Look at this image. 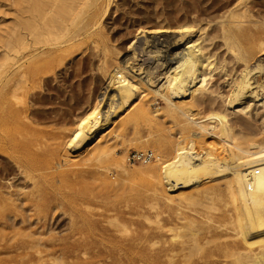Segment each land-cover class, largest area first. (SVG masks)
Returning <instances> with one entry per match:
<instances>
[{"label":"rangeland","instance_id":"rangeland-1","mask_svg":"<svg viewBox=\"0 0 264 264\" xmlns=\"http://www.w3.org/2000/svg\"><path fill=\"white\" fill-rule=\"evenodd\" d=\"M2 1L0 0V4ZM98 1L100 2L97 4L98 7L101 5L100 13L103 11L105 5H110L106 15L100 20L101 25L99 24L95 29V31L98 29L96 31V38L98 40L96 49L91 48L93 47V43L89 42L90 40L88 39L80 41L81 45L79 42V45L76 44L77 42L73 43L74 45L62 44L63 53L58 51L57 54L56 52L52 53L48 58L42 57L46 58L43 59V63L46 64H48L49 59L52 57V59L55 57L54 64H56L59 57H62V61L64 62L50 73L51 77L48 80L41 82L42 87L35 90L36 95L32 96L30 94L27 97L26 101L30 104V109L27 113L23 109L16 108L13 110L10 108L11 105L10 107L9 104L5 106L0 101V143H2V149H0V197L3 198V202H0V209L1 211L4 210L3 212L5 213V218L0 223V251L4 252H0V264H24V262H28L27 260L30 261L28 262L29 264H132L131 258L138 259L141 257L149 261L148 264H156L158 261V264H169L164 258L154 259L156 262L151 261V254L153 252H155L153 256L157 255V252L162 254L161 249L164 248V245L167 247L168 243L178 244L183 239L191 240L188 237L192 236L191 231L178 228L186 222L179 219L176 210H171L169 206H166V204L174 205L176 203L164 195L162 191L163 185L159 179H154V177L147 178L148 176L145 177L135 173L131 175L135 176L136 181L130 175L123 177V174L121 175L113 167L111 160L95 157L98 151H100L98 150L99 148L95 147L96 144L111 146L116 150L117 154L127 158L130 168L144 167L148 162H155L159 155L165 164L162 171L163 177L175 173L179 163L189 162L187 155L190 156L192 152H195L192 137L179 134L180 127L174 123L172 117L166 111V104L161 97L153 93L148 96L150 108L157 110L155 121L150 125L142 123L138 125L140 127L133 128L131 124L122 126L121 123L104 122V128L106 129L102 131L100 130V123L86 120L83 123L84 125H82V131L79 132L77 129L82 124L80 120L87 117L85 114L86 109H88L90 104L94 103L95 99L103 96L104 103L106 102L104 104L105 109L107 108L109 102V99H107L108 91L109 93L111 92L110 87L107 86L109 74L115 65V61L119 60L120 57L119 61L121 62L126 58H130V62L134 66L128 63V70L137 71L135 74L145 79H147L150 73L154 84L156 82V84H160L164 75L163 73L171 64L173 66L177 63V60L181 56L178 54L183 52L182 49L187 42L192 38L196 39L200 37L199 40H203L204 38L205 51L208 50L207 52L214 53L211 59L217 65H219L222 58L225 56L227 58L225 57L226 64H224L223 70L219 68L211 72V75H206L209 82L207 88L210 89L207 90L209 92H204V98L199 99L198 109L201 116L206 118L209 115V111L213 109L212 107L221 106L223 108L224 103H227L229 98L226 95L230 94L235 80L239 78L241 71L245 69V71L248 70V73H250L251 88L257 90L258 95L253 96V99L252 96H249L250 92L247 90L248 92H245V96L241 97V101L239 100L240 103L237 101L234 104V111L228 108L227 112L230 110L228 112L229 120L236 134L238 133V138H241V136L254 137L253 139L261 141L264 137V53L257 54L246 66L244 62L241 63L242 61L236 63L229 57L230 53L225 50L226 46L216 36L212 26L208 27L209 29L200 31L196 29L192 33L193 35L190 34L183 40H178L179 34L175 32V27L182 23L186 17L189 19L188 12L192 5L195 3L198 5L199 3L201 7L206 4L207 0ZM217 1L229 4L231 7L240 2L239 0ZM251 4L256 9L261 10L263 15H260V17L264 16V0H252ZM2 9L4 10L6 7H1L0 11ZM5 12L7 13H5L4 19L9 23L12 22L15 14L13 9L6 10ZM255 15V17L250 18L252 21H257V26H252V31L264 34V22L260 21V17L257 14ZM162 25L164 27L168 26L170 31L157 32L156 28H163L161 27ZM143 28H145L144 31H142ZM148 31L150 32L148 33ZM64 47L67 48L66 51L68 53L65 52ZM105 47L110 49L108 51L110 58L108 57V62L103 63V65L102 62H104L105 58L103 50ZM98 51H100V54ZM134 53L136 59L133 58ZM219 56L220 58H218ZM257 63L260 66L257 67ZM247 66L248 68L246 69ZM208 71L206 70V72ZM259 82L262 84L260 87L258 86ZM221 95H224L222 96L223 98ZM209 98L214 101L216 99L215 104H211L208 100ZM137 103H139V100L133 99L131 103L122 107L119 110L122 112L118 111L114 115L115 121L120 122L123 119L121 117L133 114L134 109L132 108H135ZM247 103H250V106L246 110L235 111ZM127 108H130V110ZM105 109L103 108L102 110ZM22 110L23 114H21ZM127 110L132 111L131 114ZM22 117L25 119H22ZM27 117H29V120ZM150 133L151 135H149ZM139 136H142L140 137L142 141L136 139ZM150 136H152V139ZM158 137H160V142L155 141V138ZM9 138H13L12 141H9ZM144 138L148 139L144 140ZM5 142L6 144L3 146ZM165 145L167 146L165 147ZM199 149L203 152L206 149V144H201ZM136 150H151L154 152L155 158L150 159L147 163L146 161L130 162L129 155ZM183 156L186 157L184 158ZM191 157L192 160H195L198 157L197 152L193 153ZM101 180H103V184ZM104 180H108L111 185L105 186ZM123 180L127 182H123ZM137 183L138 185H135ZM207 183L208 180L204 179L198 182L199 185H194L195 187L187 185L179 190L198 195L203 193L201 190L204 184ZM135 187H138V189H134ZM203 200L207 201L205 197H203ZM191 205L188 204L187 207L189 208L186 206L182 208V212L189 217H194L199 223L205 224L209 221L206 219H210L209 222L212 224L223 219V216H221L223 215L221 205L219 206V208L221 207L220 209H216L218 212L210 204V207L206 204ZM218 217L221 218L219 219ZM109 218L111 220L110 227L108 223L110 221ZM125 220L127 221L124 222ZM170 223L171 225L169 226ZM125 227L129 233L126 231V234L122 235ZM168 227L171 231L167 229ZM200 232L203 236L200 233H198L199 235L195 234V236L204 244L203 252L200 253L194 250L193 253L195 254L192 258L204 256V254H207L214 247L215 242L213 239L205 236L209 235L206 228H203ZM147 234L149 237H147ZM172 235L176 236L173 237ZM166 236H170L171 240ZM14 237H17L15 240L18 243L24 242V245L18 247L19 249L15 246L17 242H12L14 241ZM29 238L36 242L31 241ZM126 238L129 240L126 241ZM172 238L173 240H178L173 241ZM207 238L211 239L213 243L209 242L208 244L204 242L205 240L207 241ZM3 240L6 245L3 244ZM105 240L108 241L109 245L105 244ZM138 241L137 245L136 242ZM124 245L127 246L124 247ZM156 245L157 249H154ZM108 246L111 247L114 253H112ZM84 247L89 250L87 256L83 254ZM99 248L102 250H98ZM35 249L42 252L38 253ZM63 250L67 252L65 253ZM156 250L158 251L156 252ZM31 251L33 253H30ZM133 251L135 252L134 254H132ZM101 252L103 256H101ZM67 253H70L69 255L72 258ZM13 255L17 257L16 260ZM25 256L29 258L26 259ZM40 256L42 257L40 258ZM83 258H86L87 262L84 260L83 263Z\"/></svg>","mask_w":264,"mask_h":264},{"label":"bare ground","instance_id":"bare-ground-1","mask_svg":"<svg viewBox=\"0 0 264 264\" xmlns=\"http://www.w3.org/2000/svg\"><path fill=\"white\" fill-rule=\"evenodd\" d=\"M239 1L240 2L238 4H236L235 6L233 5L232 7L229 4L218 2L217 0H207L205 2L206 4H204L201 7H200L201 4L198 3L197 5L195 3L194 5H192L191 8L189 7L190 8L189 12L187 11L189 19H187V17L185 16L186 19L180 24L177 23L178 25L177 27H175L176 29L175 32L179 34L178 40H183L185 37H188V35L190 34L193 35L192 33L196 29L200 31L212 26L213 31L216 33V36L219 37L223 41L222 44L226 46L225 50L230 53L229 57L232 58L231 60L235 61L236 63L238 61L239 62L242 61L241 63L244 62L246 66L248 62L251 59H253L257 54L264 53V34L261 33L258 34L252 31V26L256 27L257 21L250 20V18L256 16L255 14H257L259 17L260 15L263 14L261 13V10L256 9L255 6L251 4L252 0H239ZM98 2H99L98 0H3L1 2L0 8L6 7V9L4 10L2 9L0 11V14L2 12V14L0 15L1 17L0 19V85H1L0 101H2L5 106L9 104V107L11 105L10 107L11 109L13 110L16 108L23 109L24 112L26 111L27 113V111L30 109V104H28L26 101L27 97L30 94L32 96L36 95L35 90L42 87L41 82L48 80V78L51 77L50 73L54 71V69L57 66H60L62 62H64L62 61V57H59L56 64H54L55 57L54 59H52L53 57L49 59L50 61H48V64L43 63V59L48 58L52 53L56 52L57 54L58 51H61L60 53H63L64 50L62 49V44L74 45L73 43L75 42H77L76 44H78V42L80 44V41L83 40L85 41L89 39L90 40L89 42L93 43V47L91 48L96 49L98 44V40L96 38L97 37L96 31L98 29L96 31L95 29L100 24L101 22L100 20L103 18V16L106 15V12L110 5V4L105 5V7H103V11H101L100 13L99 10L101 5L98 7L97 5ZM10 9H13V12L15 14L13 21L9 23L4 19V15L5 13H7L5 11ZM260 21L264 22V16L260 17ZM161 27L163 28L160 27L156 28L157 32L161 33L165 31H170V28L168 26L164 27L162 25ZM99 28L101 29V27ZM144 29L145 28H143L142 31H144ZM149 32L150 31H148V33ZM199 38L196 39L192 38L187 42V44L182 49L183 52H180V54H178L181 56L177 60V63L173 66H171L172 65L171 64L170 67L167 70H165L164 73L162 72L164 75L161 79L160 84L159 83L156 84L157 82L154 84V80L152 79L150 73L147 79H145L144 77H139V75L137 76L135 74L137 71L134 72L132 70L133 71L132 72L128 70L127 69L128 63L131 64L130 58L124 59L123 62L119 61L121 57L119 58V60L116 61L113 60L115 61V65L110 71L109 82L107 85L108 87H110L111 92L109 93V91L106 90L108 91L107 99H109L107 108L105 109L104 104H106V102L104 103L103 96L101 98L95 99L94 103L90 104L88 109H86L85 114L87 115V117L82 118L80 120L82 124H80L77 129L79 132H81L82 125H84L83 123L86 120H91L93 123L96 122L100 123L101 125L100 130L102 131L106 129L104 128V122L106 123L116 122V124L121 123L122 126L131 124L133 128L134 127L136 128L139 124L142 123H146L150 125L155 121L157 110H152L150 108L148 103V96H150V94L153 93L156 96L161 97L166 104V111L170 114L174 123L180 127L179 134L191 136L195 148V152H192L190 156L187 155V159H189V162L179 163L175 173L168 174L165 177H163L162 171L165 167V164L162 161L163 159L159 155L157 156L155 162L147 163L146 161L147 164L146 166L144 165V167L141 166L137 168L136 167L130 168L127 162V158L123 155L117 154L116 150H114L111 146H101L100 144L95 145V147L99 148L98 150H100L98 151V154H96L95 157H98V159L108 158L109 160H111L113 167L116 170H118L121 173V175L123 174V177L128 175L133 177L131 174L135 173L145 177L148 176L147 178L154 177V179L155 178L159 179V181L163 185L162 191L164 195H166V197L169 200H172L176 203L174 205L166 204V206H169L171 210L174 211L176 210V214L178 215L179 219L186 222L178 228L179 229L183 228L192 232V236L191 237L188 236L191 240H184L182 238L183 240L180 241L178 244L168 243V246L166 245L167 247H165L164 245V248L161 249V252H163L162 254L157 252L159 249L156 250L157 255H154L155 257L153 256V253L155 254V252H153L151 254L152 255L151 261H154V259L164 258V260L168 261L169 264H264V137L262 138L261 141H257L256 139H253L254 137L249 138V137L241 136V138L240 137L238 138L237 137L238 133L236 134L233 125L229 120L228 112L230 110L227 112L228 108L234 111L235 109L234 104L240 99H242L241 97H243L245 92L249 91L250 92L249 96L253 97L258 95L257 90L251 88V81H250L251 77L249 76L250 73H248V70L245 71L244 69L243 71H241L239 78L235 80L234 87L233 89L231 88L232 90L230 91V94L226 95L229 98L228 101L226 100L227 103H224L225 105H223V108L221 106L212 107L213 109L209 111V115L206 118H203L201 116V113L199 112L198 106H199V99L204 98V92L210 89L207 88L209 82L206 75L207 74L211 75V72L219 68H222L223 70L225 66L224 64H226L227 57L226 56H225L226 58L221 57L222 60L221 62H219V65H217V63H215L214 60L211 59V57L213 58L214 53L211 54L210 52H207L208 50L205 51L206 45L204 46L203 44V40L205 39L203 38V40H199ZM64 48H65V52L68 53V51H66L67 48L66 47ZM108 51H110V49H108V47L107 48L105 47L103 50L105 56L102 55L105 58L102 64L108 62L107 61L109 57ZM98 52L100 54V51ZM42 57H46V58H42ZM135 57L136 55L134 53L133 58ZM218 58H220V56ZM248 66L246 67V69L248 68ZM258 66H260V64L257 63V67ZM206 70L209 71L206 72ZM258 86L260 87L262 86V84H260L259 82ZM222 96L224 95H221V97ZM133 99L139 100V103H137L136 107L132 108L134 109L133 114H131L132 111H128L130 110L131 107L127 108L128 109L127 111L130 112L131 115L128 116L125 115V117H121L123 119L120 122L115 121L116 119L113 118L114 115L117 114V112L122 107L131 103ZM208 100L210 101L211 104H215L216 99L215 101L210 98ZM249 106L250 103H247L245 106L239 109L237 108L235 111L237 112L238 110L244 111ZM103 108L105 110H102ZM23 110L21 114H23ZM23 118L24 117H22V119ZM27 118L29 120V117ZM149 135H151V133ZM140 137L142 136H139L136 139L142 141ZM151 137L152 136H150V138ZM159 138L160 137L155 138V141L158 142ZM12 139L13 138H9V141H12ZM146 139L148 138H144V140ZM5 144L6 142L3 144V146ZM201 144L202 145L206 144V149L203 151L204 154L203 152H201L202 150L199 149ZM166 146L167 145H165V147ZM0 149H2V143H0ZM196 152L198 157L195 160H192L191 156L193 155V153ZM204 179L208 180V183L204 184L201 190L203 191L204 194L202 193V194L194 195L193 193L183 192V190L182 191L179 190L180 188H183L187 185L194 186L198 184L199 181ZM141 180L143 181L142 178ZM102 181L103 180H101V183ZM123 182H127V181L123 180ZM104 183L105 186L111 185L108 180H104ZM135 185H138V183ZM138 187L137 188L135 187L134 189H138ZM203 197L207 199L206 202L204 201L205 199L203 200ZM1 201L3 202L2 197H0V202ZM188 204H192V205L206 204L208 207H210L209 206L210 204L212 207L215 208V209L213 208L214 210L220 209L221 207L219 208V206L221 205L222 206L221 210H223V215L221 216H223L222 217L223 219H221V221H217L212 224H210L209 222L210 219H206L209 221L206 222L205 224L199 223V221L194 217H189L186 214H184V212H182V208H185V206L187 207ZM209 210H211V208H209ZM3 211H1L0 209V223H2L1 220L5 218V213ZM218 218L220 219L221 217ZM126 221L127 220H125L124 222ZM110 222L111 220L108 222L109 227H110ZM166 224L168 225L167 222ZM166 224H162V225H166ZM172 224L174 225V223ZM170 225L171 223L169 224V226ZM203 228H206L207 233L209 234L205 236H208L209 238L213 239V241L215 242L214 247L211 248L207 254H204V256H200L198 258H192V256L195 254L193 253L194 250H197L200 253L203 252L204 244H202L200 242V239L195 236V234L198 233L201 234L200 230H202ZM167 229L169 230V227ZM126 231L127 230L125 227L124 233L122 235L126 234L125 233ZM147 231H148V227H147ZM175 236L176 235H174L173 237ZM201 236L203 235L201 234ZM147 237H149L148 234ZM166 237L169 238V240H171L170 236H166ZM15 238L17 237H14L13 238L14 241L12 242L16 241ZM209 238H207V241L205 240L204 242L208 244L209 242L213 243L211 239L209 240ZM30 240L36 242L32 239ZM128 240L126 238V241ZM30 243L31 242H29V244ZM106 243L108 244V241L105 240V244ZM137 243H139V241L136 242V244ZM3 244H4V240H3ZM25 244L27 245V243ZM22 245H24V242L21 243L17 242L15 244L16 248L21 247ZM157 245L156 248L154 249H157ZM126 246L124 245V247ZM109 249L111 250V247ZM35 250H33V252H35ZM48 250L50 251L49 248ZM98 250H100V248ZM36 251L38 253L42 252L40 250H36ZM63 251L65 253L67 252L65 250ZM88 251L89 250H87V248L84 247L83 250L84 256H87ZM33 252L31 251L30 253ZM112 253L114 252L112 251ZM134 253L135 252L133 251L132 254ZM100 254L101 256H103L102 252ZM42 256H40V258ZM25 258L27 259L29 257L25 256ZM10 259L8 260L10 261ZM16 259L17 257L15 256V260ZM56 259L54 260L57 261ZM84 260L86 261V258L85 259L83 258L82 260L83 263ZM27 261L30 262L29 260ZM28 262H24V264ZM131 262L132 264H148L149 261H146V259L141 257L138 259L131 258ZM158 262L156 264H158Z\"/></svg>","mask_w":264,"mask_h":264},{"label":"built area","instance_id":"built-area-1","mask_svg":"<svg viewBox=\"0 0 264 264\" xmlns=\"http://www.w3.org/2000/svg\"><path fill=\"white\" fill-rule=\"evenodd\" d=\"M154 152L151 150H147V151H133L130 155H129V161L130 162H142V161H148V160H152L154 159Z\"/></svg>","mask_w":264,"mask_h":264}]
</instances>
